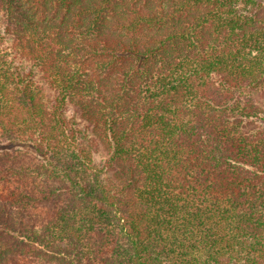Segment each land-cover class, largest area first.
<instances>
[{"label": "trees", "instance_id": "obj_1", "mask_svg": "<svg viewBox=\"0 0 264 264\" xmlns=\"http://www.w3.org/2000/svg\"><path fill=\"white\" fill-rule=\"evenodd\" d=\"M0 264H264V4L0 0Z\"/></svg>", "mask_w": 264, "mask_h": 264}, {"label": "rangeland", "instance_id": "obj_2", "mask_svg": "<svg viewBox=\"0 0 264 264\" xmlns=\"http://www.w3.org/2000/svg\"><path fill=\"white\" fill-rule=\"evenodd\" d=\"M258 1H261L263 4H264V0H258ZM29 69V67L27 68V70Z\"/></svg>", "mask_w": 264, "mask_h": 264}]
</instances>
